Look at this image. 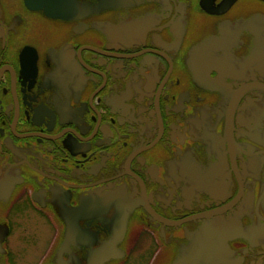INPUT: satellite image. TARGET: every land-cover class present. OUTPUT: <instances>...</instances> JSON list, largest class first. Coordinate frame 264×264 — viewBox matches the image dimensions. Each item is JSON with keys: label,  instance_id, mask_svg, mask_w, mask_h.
<instances>
[{"label": "flooded vegetation", "instance_id": "af4514ba", "mask_svg": "<svg viewBox=\"0 0 264 264\" xmlns=\"http://www.w3.org/2000/svg\"><path fill=\"white\" fill-rule=\"evenodd\" d=\"M45 245L264 264V0H0V264Z\"/></svg>", "mask_w": 264, "mask_h": 264}, {"label": "rangeland", "instance_id": "374dc122", "mask_svg": "<svg viewBox=\"0 0 264 264\" xmlns=\"http://www.w3.org/2000/svg\"><path fill=\"white\" fill-rule=\"evenodd\" d=\"M42 239V238H41ZM39 239L38 246L42 244V240ZM48 247L45 245L43 249H33V251H28V254L26 253L27 256V261L24 264H38V262L42 259L44 256L45 252L47 251Z\"/></svg>", "mask_w": 264, "mask_h": 264}]
</instances>
